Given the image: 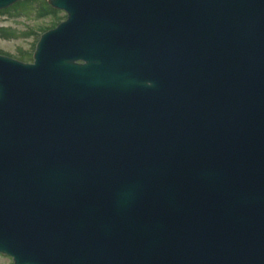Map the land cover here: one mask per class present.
Listing matches in <instances>:
<instances>
[{
	"label": "water",
	"instance_id": "obj_1",
	"mask_svg": "<svg viewBox=\"0 0 264 264\" xmlns=\"http://www.w3.org/2000/svg\"><path fill=\"white\" fill-rule=\"evenodd\" d=\"M47 4L0 55V255L264 264V0Z\"/></svg>",
	"mask_w": 264,
	"mask_h": 264
},
{
	"label": "rangeland",
	"instance_id": "obj_2",
	"mask_svg": "<svg viewBox=\"0 0 264 264\" xmlns=\"http://www.w3.org/2000/svg\"><path fill=\"white\" fill-rule=\"evenodd\" d=\"M58 12L59 20H54L49 16L37 19L35 12L31 9L26 11V13L21 11L20 13L19 11L14 12V15L11 16L9 14L0 15V27H10L16 33L22 34L33 32L31 35H26V37L20 36L10 40L0 39V55H5L24 63H31L32 54L40 35L65 20L66 14L61 11ZM39 28L43 32H39ZM20 51L28 54L24 60L21 59ZM0 264H12V261L10 258L0 255Z\"/></svg>",
	"mask_w": 264,
	"mask_h": 264
},
{
	"label": "trees",
	"instance_id": "obj_3",
	"mask_svg": "<svg viewBox=\"0 0 264 264\" xmlns=\"http://www.w3.org/2000/svg\"><path fill=\"white\" fill-rule=\"evenodd\" d=\"M30 9L35 12V17L37 19H41L45 16H49L54 20L60 19L58 16L59 12L49 7L47 4V1L45 0H29V1L19 2L11 6L8 9L0 11V15L9 14L11 16V15H14L13 13L17 11H19V13L20 11L22 13H26V11ZM39 32H43V30H40L39 28ZM31 33L33 32L30 31L28 34L16 33L10 27H0V39H3V40L16 39V38H19L20 36L26 37V35H31ZM20 56H21V59L24 60L25 57L28 56V54L20 51Z\"/></svg>",
	"mask_w": 264,
	"mask_h": 264
}]
</instances>
